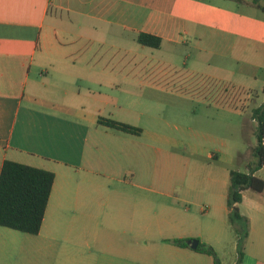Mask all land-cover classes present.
Returning a JSON list of instances; mask_svg holds the SVG:
<instances>
[{"label":"crops","instance_id":"crops-1","mask_svg":"<svg viewBox=\"0 0 264 264\" xmlns=\"http://www.w3.org/2000/svg\"><path fill=\"white\" fill-rule=\"evenodd\" d=\"M227 1L261 13L234 8ZM74 9L91 21L98 35L102 25L115 23L136 34L158 35L160 46L192 44L206 52L208 58L201 54L198 59L211 65L213 77L222 82L202 102L241 115L236 128L255 136L250 111L263 98L258 94L251 100V94L264 87V11L254 0H0V170L4 160H11L54 174L39 232L0 229V264L5 251L18 247L20 252L26 242L36 252L45 249L51 264H161L159 259L203 264L211 256L168 239L196 237L216 250L223 228L200 221L198 230L188 228L180 219L186 207L155 205L151 197L178 195L196 155L217 169L204 180L206 191L219 200V211L223 199L228 219L229 172L236 163L246 170L256 139L249 138L245 150L230 147L228 132L224 136L212 131L217 128L213 117L211 130H193L205 141L202 147L170 137L164 126H139L134 91L125 88L126 95L121 96L123 85L137 84L138 78L110 74L101 55L86 54L90 46L83 48L78 61L63 40L66 33L59 26V12ZM128 41L138 44L136 37ZM224 61L242 63L246 72L227 69ZM69 66L78 68L81 84L69 78L65 68ZM241 91L248 94L242 97ZM99 117L140 127L142 132L109 129L98 124ZM177 144L187 145L189 155L177 151ZM248 192H243L240 203L249 200L262 210L259 197ZM241 214L249 220L241 264H264V223L255 214Z\"/></svg>","mask_w":264,"mask_h":264},{"label":"rangeland","instance_id":"rangeland-1","mask_svg":"<svg viewBox=\"0 0 264 264\" xmlns=\"http://www.w3.org/2000/svg\"><path fill=\"white\" fill-rule=\"evenodd\" d=\"M226 4L246 12H252L253 14L257 12L258 14L261 13L259 11L254 12L251 8L235 2L227 1ZM78 10L82 11L81 8ZM78 10L74 9V11L68 12L63 10L59 12L62 18V20H59V26L66 33L65 36H62L63 40H66L65 43L69 46L70 52L75 55L78 61L83 56V48L85 49L86 46H90L91 48L87 50L86 54L88 56H92L93 54L101 55L108 65L107 71L110 74L116 73L117 75L136 76L138 78L137 84L133 83L130 85L128 83L123 85L124 88L121 90V96L125 97V88H131L134 91L133 97H136L134 108L137 112L135 120L139 126L151 128L164 126L166 133L170 137L184 138L186 141L192 142V145L197 144L202 147V144H206L205 141L196 136L193 130L196 127L199 129L201 127L207 131L211 130V117H213L216 119L218 129L212 127V131L216 135L228 132L227 138L229 139L230 147L245 150L249 138V140L255 142V136L249 135L247 131L243 135L242 129L236 128L241 121V115L227 114L219 111L216 107H207L202 102L201 98L205 97V94L215 90L217 84L220 87L222 82H218L213 77L215 72L211 65L205 63L204 59H198L201 54L206 55L208 58L209 55L206 52L200 53L192 44L174 45L165 42L158 49L143 46L139 43L128 41L133 37H137L135 32L127 31L115 23H112L113 25L107 24L105 28L102 25L101 30L97 29L101 31V34L98 35L91 29V21L83 17ZM140 15H144V11L141 9ZM92 26H94L93 23ZM103 40L105 43H100ZM121 41L122 46L120 45ZM194 59H197L199 63L196 64ZM224 62L227 69L246 72L247 67L245 68L242 63L236 64L235 61ZM79 63L82 64V61ZM65 68L69 71V78L71 80H77L79 84L83 82L79 79L78 74L75 73L78 68H70V66ZM157 78L160 79L156 81ZM262 78L263 76L259 79ZM139 79H143V81ZM150 79H153L152 85L149 84ZM155 81L156 83H154ZM246 94H248V91L238 93L242 97L246 96ZM256 94V92H252L251 100L256 98ZM255 101L258 104L260 99ZM188 126L192 128L191 132L186 130ZM176 150L189 155L191 149L185 144H177ZM233 168L246 171L242 165H238L237 163L233 165ZM186 170L187 173L183 185L177 188L178 195L163 198L158 194H154L151 197L154 204L169 205L170 207L177 206L180 209L186 207L188 211H182L180 219L185 221L188 228L191 227L193 230H198L199 221L202 225L212 222L217 223L223 230L221 239L216 244L217 249L215 251L222 264H235L236 253L233 246L235 233L225 215L224 207H222L223 199H221V210L219 211V200L215 195L212 196L211 192L206 191L208 189L204 181L206 178H210L211 172L214 174L217 169L213 164L212 166L204 165L203 162H200L198 156L192 155V162L188 164ZM257 176L264 179V165L257 172ZM248 193L259 197L258 203L263 209L256 210L254 208L256 204L246 200L239 205L240 213L255 214V219L264 223V189L259 194H252L250 191ZM177 197L181 200L177 199ZM173 211L172 209L171 212L173 213ZM172 216L174 215L172 214ZM0 229H4L2 231L11 230L19 234L23 233L4 226H0ZM195 238L193 237L192 239ZM21 244L24 249H21L19 252L18 247H16L12 248V251H5V254L2 255L3 261H1L4 264H51L45 249H42L41 252H36L29 243ZM208 259L204 260L203 264H211V257ZM156 261L161 264H173L171 260L159 259ZM191 261V259H188V262ZM61 263L62 261H60Z\"/></svg>","mask_w":264,"mask_h":264},{"label":"trees","instance_id":"trees-1","mask_svg":"<svg viewBox=\"0 0 264 264\" xmlns=\"http://www.w3.org/2000/svg\"><path fill=\"white\" fill-rule=\"evenodd\" d=\"M264 11V0H254ZM136 41L152 48H158L161 37L147 32H139ZM263 100L251 109V118L255 121L254 135L256 143L252 147V160L246 165V171L232 169L229 172V184L226 195L228 220L236 236L237 258L235 264H241L244 247L249 233L247 217L239 211L238 204L242 201L243 192L261 193L264 189V179L255 173L264 165V87L256 94ZM98 124L112 130L139 135L140 127L99 117ZM54 174L51 171L33 167L27 164L4 160L0 170V226L35 235L39 232L48 198L50 195ZM180 247H189L187 239H168ZM194 251L212 257L213 264H221L215 249L204 242L198 243Z\"/></svg>","mask_w":264,"mask_h":264},{"label":"water","instance_id":"water-1","mask_svg":"<svg viewBox=\"0 0 264 264\" xmlns=\"http://www.w3.org/2000/svg\"><path fill=\"white\" fill-rule=\"evenodd\" d=\"M186 243L188 244L190 248L196 249V247L198 246L199 240L198 239H187Z\"/></svg>","mask_w":264,"mask_h":264}]
</instances>
